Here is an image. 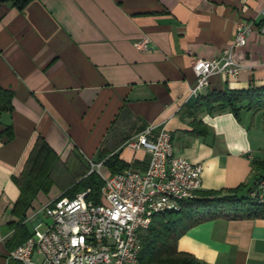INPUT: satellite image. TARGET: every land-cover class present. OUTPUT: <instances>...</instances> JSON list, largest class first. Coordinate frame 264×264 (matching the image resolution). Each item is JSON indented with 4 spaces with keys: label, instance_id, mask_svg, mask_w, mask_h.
<instances>
[{
    "label": "crops",
    "instance_id": "0c3cea01",
    "mask_svg": "<svg viewBox=\"0 0 264 264\" xmlns=\"http://www.w3.org/2000/svg\"><path fill=\"white\" fill-rule=\"evenodd\" d=\"M263 9L264 0H41L18 10L13 0H0V88L14 94L13 111L0 118V133L12 126L14 136L0 139V264H16L7 258L18 223L11 177L39 136L64 164L83 167L116 154L143 171L148 153L123 144L163 125L174 155L202 165L199 192L252 188L264 174L253 166L264 160V112L243 109L238 119L228 111L201 113L203 137L191 135L181 112L195 85L194 60L219 57L237 22L257 26ZM143 37L148 48L137 50ZM263 48L254 29L233 53L238 76L213 75L202 93L264 87ZM100 154L106 157L98 162ZM102 172L109 174L104 164ZM54 191L38 200L49 203ZM35 206L27 228L37 221L29 219ZM177 248L200 264H264V219L207 221Z\"/></svg>",
    "mask_w": 264,
    "mask_h": 264
},
{
    "label": "built area",
    "instance_id": "2783aa9c",
    "mask_svg": "<svg viewBox=\"0 0 264 264\" xmlns=\"http://www.w3.org/2000/svg\"><path fill=\"white\" fill-rule=\"evenodd\" d=\"M264 20V9L261 12ZM264 37V25L239 20L231 45L219 57L195 59V85L189 96H199L216 74L236 78L241 70L233 58L236 49L246 46L253 30ZM143 37L134 46L148 48ZM264 58V48H263ZM123 147L144 149L149 155L146 168H128L115 174L102 172V163L90 164L103 185L99 201L88 200L89 191L74 198L52 199L29 218L37 219L32 235L8 254L16 264H140L139 233L146 230L156 214L178 211L182 204L195 198L201 186V164H192L173 153L171 136L163 125H151L127 139ZM253 196L264 199V179ZM44 212L50 220L44 231L36 217ZM39 257V261L35 259Z\"/></svg>",
    "mask_w": 264,
    "mask_h": 264
},
{
    "label": "trees",
    "instance_id": "16d2710c",
    "mask_svg": "<svg viewBox=\"0 0 264 264\" xmlns=\"http://www.w3.org/2000/svg\"><path fill=\"white\" fill-rule=\"evenodd\" d=\"M33 1L41 0H13L18 10H23ZM264 25V20L257 27ZM11 90L0 88V118L4 113L13 111ZM264 112V87H250L245 90L208 91L195 98H190L183 106L181 116L188 118L191 125V135L203 137L208 129L198 119L201 113L209 115L230 112L239 118L241 110ZM7 142L13 140L12 126H6L0 133V139ZM101 155V154H100ZM99 156L98 162L104 159ZM103 164L109 174L122 172L129 166L119 160L116 154L105 159ZM70 163L61 162L58 155L50 148L42 137H38L18 176L11 180L19 190V196L14 203L12 214L18 219L14 236L10 239L13 248L21 245L32 232L25 226L27 213L39 195L47 196L54 186L53 175L65 169ZM259 165L264 168V160L253 162L254 168ZM82 167V166H81ZM83 170L77 175L76 181L62 192V197L74 198L77 194L89 191L88 200L99 201V192L103 185L101 178L90 172V164H83ZM264 179V174L256 178L252 188L241 185L234 189L199 192L191 200L182 204L178 211H168L152 217L149 227L139 233L140 264H200L192 255L180 252L177 242L189 229L201 223L214 220L240 221L264 219V199L259 200L252 194L257 191L258 183Z\"/></svg>",
    "mask_w": 264,
    "mask_h": 264
},
{
    "label": "rangeland",
    "instance_id": "374dc122",
    "mask_svg": "<svg viewBox=\"0 0 264 264\" xmlns=\"http://www.w3.org/2000/svg\"><path fill=\"white\" fill-rule=\"evenodd\" d=\"M86 164V163H84ZM83 170V168L81 166L78 167H73L71 165H67L65 167V169L62 170H58L54 175H53V179H54V194L52 196H54L56 198V196H59V193L63 192L65 189L69 188L76 180L77 175ZM61 195V194H60ZM40 197L39 200L36 201V206L34 211H38L40 210L45 204L46 202H44V198ZM47 201V200H45ZM35 212H31V214H33ZM38 217L41 221H42V226L39 228V231H44L46 229V226L48 224H50V220L45 216L44 212H40L38 213V215L36 216ZM28 228L29 229H33L34 226L32 225V223L28 224ZM36 262L39 261V257L35 259Z\"/></svg>",
    "mask_w": 264,
    "mask_h": 264
}]
</instances>
